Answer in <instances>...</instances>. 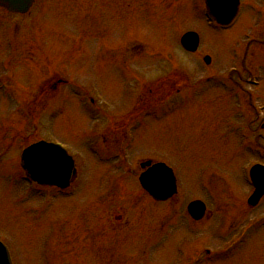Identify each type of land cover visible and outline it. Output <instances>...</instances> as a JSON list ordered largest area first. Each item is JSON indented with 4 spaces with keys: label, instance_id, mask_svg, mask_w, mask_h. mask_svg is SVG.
Here are the masks:
<instances>
[{
    "label": "rangeland",
    "instance_id": "374dc122",
    "mask_svg": "<svg viewBox=\"0 0 264 264\" xmlns=\"http://www.w3.org/2000/svg\"><path fill=\"white\" fill-rule=\"evenodd\" d=\"M166 1L37 0L22 17L0 9V239L16 264H264V199L251 211L246 201L253 189L245 180L247 166L264 154V112L250 118L245 106L239 115L234 98L214 78L221 72L227 77L240 42L246 45L243 34L256 29V15L245 6L222 29L206 22L199 2ZM190 29L201 36L196 53L179 44ZM261 43L258 37L240 67L244 75L262 66L260 85L246 87L258 104L264 102ZM118 57L132 58L130 67L142 79L135 96L176 68L194 87L141 118L128 145L126 161L134 164L129 176L117 160L92 155L91 148L103 151L94 141L101 121L64 93L71 83L93 88L103 104L126 111L133 90L117 70ZM203 57H210L209 65ZM54 74L70 82L58 85V96L46 91L41 97L42 83ZM237 124L251 126L256 143L250 149ZM34 134L60 142L74 158L78 179L69 189L26 179L19 157ZM147 159L174 169L181 191L172 201L153 202L141 188L140 166ZM196 199L208 214L193 226L186 209ZM114 209H122L119 222Z\"/></svg>",
    "mask_w": 264,
    "mask_h": 264
},
{
    "label": "flooded vegetation",
    "instance_id": "af4514ba",
    "mask_svg": "<svg viewBox=\"0 0 264 264\" xmlns=\"http://www.w3.org/2000/svg\"><path fill=\"white\" fill-rule=\"evenodd\" d=\"M168 3V0L166 1ZM153 4L151 1L148 4ZM248 6L247 9L251 10L256 15L255 26L258 28L254 35L252 32H247L248 35V43L246 44L245 56L243 65L246 64V59L248 58L249 51L253 48V45L256 44L258 37L264 40V0H255V3L252 5L251 0H241L240 7H239V14L243 7ZM151 7V6H148ZM253 23V22H252ZM253 26V25H252ZM252 30V28H250ZM261 50L264 52V43H261ZM132 58H119L116 62L117 70L119 71L120 75L126 79V89L133 90L132 101L130 108L125 110H115L114 105L109 103H102V100L97 98V94H95L94 89H86V88H70L67 90L69 94L72 96L74 100H77L81 107H85V112L92 117L93 119H97L101 121L102 124V131L100 135L96 136L94 141H98L101 143L102 146V157L110 160H116L121 158L124 154L125 146L128 144L133 143L134 137H136L135 132L140 126V117L144 114L148 116L150 113H153L159 107H164L174 95V90L179 94L182 91V84L185 83L183 80H178L177 83L173 82V78L170 76L164 77L157 81L151 83L148 87H144L143 90L138 95H134L139 88V82H142V79L139 74H136L130 64H133L131 61ZM103 64H106L102 61ZM262 68V66H261ZM235 71L234 74L237 73L239 78H235L233 74L227 79L226 82L229 81V84L232 85H240L242 87L249 85L250 80L254 77V75H258V73L251 72H243L244 75L241 73L242 71L237 70L234 67ZM248 74V75H247ZM243 75V76H241ZM247 75V77H246ZM262 75V74H261ZM58 81H52L53 88H40L41 96L45 95L46 91L50 89L57 96L61 91V88H58V84L63 82V79L60 77H55ZM159 81V85L157 86L156 83ZM48 84V83H47ZM131 86V87H130ZM223 86L220 84V88ZM224 89V88H223ZM99 95V93H98ZM84 96V99L79 97ZM95 96V97H94ZM85 104V105H83ZM253 107L252 103V96H251V103L249 105ZM127 112V113H126ZM248 132L250 136H246L247 139L252 138L251 126H248ZM251 141V140H250ZM93 151L98 152L91 148ZM262 149H264V144L262 145ZM116 164V163H115ZM113 217L122 220V216L120 215L119 209L113 210ZM116 212V213H115Z\"/></svg>",
    "mask_w": 264,
    "mask_h": 264
},
{
    "label": "water",
    "instance_id": "95a60500",
    "mask_svg": "<svg viewBox=\"0 0 264 264\" xmlns=\"http://www.w3.org/2000/svg\"><path fill=\"white\" fill-rule=\"evenodd\" d=\"M33 1L0 0V5L14 12H26ZM238 4L239 0H207L208 16L228 24L235 16ZM182 42L187 49L196 50L198 35L189 32L183 37ZM22 165L31 179L41 184L57 185L62 188L69 186L76 174L74 161L68 152L58 144L44 141L33 144L24 151ZM253 176L256 190L249 202L255 205L264 195V167H254ZM140 181L143 187L158 200H166L176 193L175 176L172 169L165 164L152 166L141 175ZM189 211L196 219H200L204 216L205 204L202 201H193L189 205ZM0 264H11L8 250L2 242H0Z\"/></svg>",
    "mask_w": 264,
    "mask_h": 264
}]
</instances>
